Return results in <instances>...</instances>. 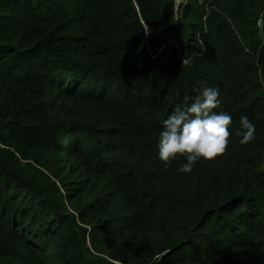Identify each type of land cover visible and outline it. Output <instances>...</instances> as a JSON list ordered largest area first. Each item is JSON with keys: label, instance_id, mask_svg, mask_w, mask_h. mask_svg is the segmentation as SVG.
<instances>
[{"label": "trees", "instance_id": "trees-1", "mask_svg": "<svg viewBox=\"0 0 264 264\" xmlns=\"http://www.w3.org/2000/svg\"><path fill=\"white\" fill-rule=\"evenodd\" d=\"M262 76L264 0H0V264H264ZM203 87L229 144L180 173Z\"/></svg>", "mask_w": 264, "mask_h": 264}, {"label": "clouds", "instance_id": "clouds-1", "mask_svg": "<svg viewBox=\"0 0 264 264\" xmlns=\"http://www.w3.org/2000/svg\"><path fill=\"white\" fill-rule=\"evenodd\" d=\"M187 63V61H184ZM264 83V76L261 77ZM220 92L216 87H203L195 96H185L167 117L161 120L156 142L157 158L167 164L183 156L180 173H190L197 161L211 160L224 153L229 144V125L232 116L215 111L220 106ZM240 130L236 133L240 144L255 139L256 125L246 115L240 116Z\"/></svg>", "mask_w": 264, "mask_h": 264}, {"label": "built area", "instance_id": "built-area-1", "mask_svg": "<svg viewBox=\"0 0 264 264\" xmlns=\"http://www.w3.org/2000/svg\"><path fill=\"white\" fill-rule=\"evenodd\" d=\"M178 2H179V0H178Z\"/></svg>", "mask_w": 264, "mask_h": 264}, {"label": "rangeland", "instance_id": "rangeland-1", "mask_svg": "<svg viewBox=\"0 0 264 264\" xmlns=\"http://www.w3.org/2000/svg\"><path fill=\"white\" fill-rule=\"evenodd\" d=\"M264 169V168H263Z\"/></svg>", "mask_w": 264, "mask_h": 264}]
</instances>
